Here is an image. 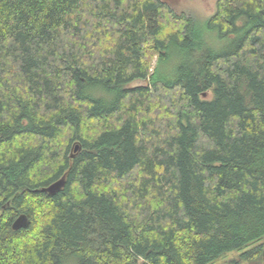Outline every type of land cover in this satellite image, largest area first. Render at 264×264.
I'll list each match as a JSON object with an SVG mask.
<instances>
[{"label": "trees", "instance_id": "16d2710c", "mask_svg": "<svg viewBox=\"0 0 264 264\" xmlns=\"http://www.w3.org/2000/svg\"><path fill=\"white\" fill-rule=\"evenodd\" d=\"M234 252L263 264L264 0H0V264Z\"/></svg>", "mask_w": 264, "mask_h": 264}, {"label": "rangeland", "instance_id": "374dc122", "mask_svg": "<svg viewBox=\"0 0 264 264\" xmlns=\"http://www.w3.org/2000/svg\"><path fill=\"white\" fill-rule=\"evenodd\" d=\"M166 1H168V3H170L175 10L179 12H185L194 19L200 21L212 17L217 10V0H166ZM155 63L156 62H154V64ZM76 153L77 152L73 150L72 155H75ZM237 256H238L237 252L228 254L215 264H227L226 262L230 260V258Z\"/></svg>", "mask_w": 264, "mask_h": 264}, {"label": "water", "instance_id": "95a60500", "mask_svg": "<svg viewBox=\"0 0 264 264\" xmlns=\"http://www.w3.org/2000/svg\"><path fill=\"white\" fill-rule=\"evenodd\" d=\"M79 151V146L75 148V152ZM74 157V155H73ZM66 185V175L60 179L59 181L53 183L49 187L43 188L42 191L48 193L50 195H56L60 192ZM29 224V218L27 215L22 214L20 215L13 224V230L18 231L24 229ZM263 264H264V252H263Z\"/></svg>", "mask_w": 264, "mask_h": 264}]
</instances>
